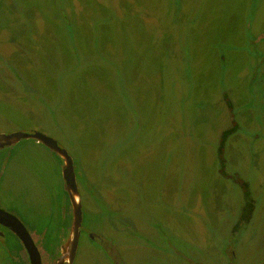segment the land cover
Masks as SVG:
<instances>
[{"label": "rangeland", "instance_id": "obj_1", "mask_svg": "<svg viewBox=\"0 0 264 264\" xmlns=\"http://www.w3.org/2000/svg\"><path fill=\"white\" fill-rule=\"evenodd\" d=\"M13 132L76 160L81 236L103 243L81 237L75 264H264V0H0V134ZM39 146L0 150V208L50 262L64 232L44 217L64 188ZM241 182L254 211L235 230ZM5 243L0 264H19Z\"/></svg>", "mask_w": 264, "mask_h": 264}, {"label": "flooded vegetation", "instance_id": "obj_2", "mask_svg": "<svg viewBox=\"0 0 264 264\" xmlns=\"http://www.w3.org/2000/svg\"><path fill=\"white\" fill-rule=\"evenodd\" d=\"M34 134V133H33ZM41 134H42V132H41ZM44 135V134H43ZM46 136V135H45ZM49 138H51V137H49ZM57 138V137H56ZM51 139H53V138H51ZM59 139V138H58ZM21 140H24V139H21ZM20 140V141H21ZM34 140V139H33ZM54 140V139H53ZM60 140V139H59ZM19 141V142H20ZM36 141V140H35ZM55 142L57 141L56 139L54 140ZM18 142V143H19ZM18 143H16V144H18ZM36 143H37V145H40L39 147H40V150H41V146L43 147V148H45L46 150H48L49 152H51L56 158H57V160H58V163H59V166L57 167L58 169H59V174L61 175V179H62V184H63V188H64V190H63V194H62V197H61V203H62V200L64 201L63 202V205H61V204H58L56 207H54V205H49V211H48V214L44 217V219H46V220H49V224L51 223V222H53L54 224L57 222V220H60L62 223H60L59 224V226H60V229L61 230H63V232H64V238L61 240L62 241V243H61V245H60V247H59V253H58V255H57V257H55L53 260H51L50 262H49V259L47 258V256H45L44 255V261H42V255H40L39 254V256H40V259H41V264H57L59 261H60V259H61V257H64V256H66L65 257V259L63 260V262H62V264H68L67 263V259H68V256L66 255L67 253H68V248H65V249H63L64 247H65V245L67 244V241H68V237H69V235H70V232H71V225H72V217H73V215H72V206H71V203H70V198H69V195H68V192L66 191V186H65V181H64V178H63V174H62V171H63V169H64V166H65V164H64V158L62 157V156H59L56 152H54L53 150H51V149H49V148H47V147H45L42 143H40V142H38V141H36ZM16 144H14V145H12V146H4V147H2V148H0V150H4L5 148H10V147H14ZM56 144L58 145V147L59 148H61V149H64L66 152H67V155H69L70 157H71V159H72V163H73V171H74V175H75V180H76V185H77V188H78V179L76 178V173H77V170H76V167H75V163H76V160L75 159H73V157L70 155V153L68 152V150H67V147H66V145H64V144H62V146L59 144V143H57L56 142ZM73 146V144L71 143V147ZM39 150V151H40ZM71 149L69 148V151H70ZM75 162V163H74ZM76 172V173H75ZM79 182H80V180H79ZM82 182V181H81ZM78 192H79V188H78ZM66 194V196L64 197V195ZM65 199H66V201H65ZM79 199H80V196H79ZM60 203V202H59ZM59 205H61V206H59ZM80 205H81V200H80ZM97 205H101V203H100V201H98L97 202ZM53 210L55 211V210H57V213L56 214H54L53 213ZM241 212V211H240ZM5 213H6V215H5ZM7 214L9 215V216H11V217H13V218H15L16 220H18V222L22 225V223L20 222V220L19 219H17L14 215H11L10 213H7V212H5L4 210H2L1 208H0V243H2V246H3V248H8V245H7V243H5V240H7V238L9 237V235L10 236H12L14 239H15V241L19 244V247H20V249H19V254H20V256H19V258H18V262H19V264H31L30 263V259H29V254H28V251H27V249L25 248V246L23 245V243L11 232V230L8 228V221H10V220H14V219H12L11 217H8L7 216ZM57 215V216H56ZM60 217V219H58L57 217ZM239 217H240V214H239V216H238V220H239ZM89 218H93V217H90L89 216ZM82 223V222H81ZM245 225V224H244ZM23 226V225H22ZM240 226H242V224L240 225ZM24 227V226H23ZM26 230V229H25ZM81 230H82V228H81V226H80V234H79V239L82 237L81 236ZM27 231V230H26ZM86 231H87V229H86ZM88 232V231H87ZM27 233H28V231H27ZM28 235H29V237L31 238V240H32V237L31 236H33V237H37V235L38 234H29L28 233ZM92 233H87V237H82L81 239H87L90 243H100V244H102L103 242L102 241H97L96 240V238H94V237H92ZM39 236V235H38ZM142 239H146L147 240V242L148 243H150V244H154V240H156L157 241V243H158V240H159V238H158V236L156 235L155 236V238H152V237H146V236H143V237H141ZM79 241V240H78ZM32 242H33V245L35 246V249L37 250V252L38 253H40L39 251V249L41 248V246L38 244L37 245V243L38 242H36V240L35 241H33L32 240ZM110 244V243H109ZM156 244V243H155ZM159 244V243H158ZM154 246V245H153ZM77 247H78V245H77ZM3 248H1L0 249V252L1 251H3L4 252V250H3ZM8 250V249H7ZM30 250H31V248H30ZM39 250V251H38ZM63 251H64V254H63ZM76 254H77V248H76V251H75V254H74V259H73V262H72V264H75L74 263V260H75V257H76Z\"/></svg>", "mask_w": 264, "mask_h": 264}, {"label": "water", "instance_id": "obj_3", "mask_svg": "<svg viewBox=\"0 0 264 264\" xmlns=\"http://www.w3.org/2000/svg\"><path fill=\"white\" fill-rule=\"evenodd\" d=\"M21 139H34L40 143H42L45 147L53 150L59 156L64 158V169L62 171L63 178L65 181L66 191L68 192L70 203L72 206V225H71V232L65 245V248H68V256L67 263L72 264L74 259V254L78 245L79 234H80V226L82 222V212H81V205L79 199V192L76 185L75 175L73 171V163L72 159L64 149L58 147L56 142L53 139L41 134V133H34V134H25L21 132H13L10 134H0V148L4 146H12L18 143ZM6 215V213H5ZM8 217H11L7 214ZM14 220L8 221V228L11 232L23 243L25 248L28 251L29 259L31 264H41V259L39 253L35 249L31 238L29 237L25 228L16 220L15 218L11 217ZM31 248V250H30ZM64 254V251H63ZM66 256L61 257L60 261L57 264H62L63 260ZM67 258V257H66Z\"/></svg>", "mask_w": 264, "mask_h": 264}, {"label": "trees", "instance_id": "obj_4", "mask_svg": "<svg viewBox=\"0 0 264 264\" xmlns=\"http://www.w3.org/2000/svg\"><path fill=\"white\" fill-rule=\"evenodd\" d=\"M227 104L230 105L228 102H227ZM235 130H236L235 126H232L230 129L223 131V133L221 134V138L219 140L216 155H217V158L219 161V166H220L219 171L222 173L224 171L223 167L225 164L224 154H223L225 142L229 136H231L232 134L235 133ZM222 175H224V173ZM240 188L242 189L243 202H242L239 220L236 223V227H234L235 230H237L241 224L242 225L247 224L250 221L251 216H252L253 211H254V202H253V199L251 197V193L249 191L248 184L245 182H241Z\"/></svg>", "mask_w": 264, "mask_h": 264}]
</instances>
